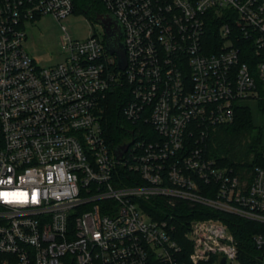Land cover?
<instances>
[{"label": "built area", "instance_id": "2783aa9c", "mask_svg": "<svg viewBox=\"0 0 264 264\" xmlns=\"http://www.w3.org/2000/svg\"><path fill=\"white\" fill-rule=\"evenodd\" d=\"M101 1L123 70L104 33L77 40L64 26L63 60L36 65L25 21L64 18L73 1L0 0V264H241L223 218L190 219L179 243L152 199L262 224L251 239L264 264V166L236 172L203 149L236 107L264 102V0ZM116 87L125 119L159 135L120 160L102 126Z\"/></svg>", "mask_w": 264, "mask_h": 264}, {"label": "trees", "instance_id": "16d2710c", "mask_svg": "<svg viewBox=\"0 0 264 264\" xmlns=\"http://www.w3.org/2000/svg\"><path fill=\"white\" fill-rule=\"evenodd\" d=\"M72 1L74 12L82 13L92 20H96V17L105 14L101 0ZM123 90L124 87H116L107 93L102 117V126L107 141L112 147H115L133 141V139H143V134L159 139L157 132L145 121L137 120L131 123L125 119L122 108L127 97L123 94ZM258 106L264 111V102L259 103ZM127 135L131 137L129 141L125 139ZM203 149L206 155L215 160L218 165L232 167L236 172H242L245 169L251 171L257 166H264L262 127L253 122L249 107H236L233 121L212 129L203 144ZM126 171H129L127 167ZM145 209L149 212L158 211V215L162 217L171 215L170 221L176 229L174 237L179 243L183 242L180 236L185 231L186 223L190 219L194 217L223 218L228 222L238 242V258L241 264H261L258 260L260 250L255 247L251 239L253 234L262 231L263 225L260 223L233 215H225L203 206H192L182 200L176 201L172 207H167L161 201L152 199L145 203ZM186 248H188L186 252H189L190 248L187 243Z\"/></svg>", "mask_w": 264, "mask_h": 264}, {"label": "rangeland", "instance_id": "374dc122", "mask_svg": "<svg viewBox=\"0 0 264 264\" xmlns=\"http://www.w3.org/2000/svg\"><path fill=\"white\" fill-rule=\"evenodd\" d=\"M72 38L82 40L92 34L101 35L102 26L96 21L79 12H73L64 18L56 19L51 14H42L24 23L26 38L23 46L34 60L43 67L63 60L64 44L62 38L65 32ZM252 120L262 127L264 142V111L254 102H249ZM130 135L125 139L130 140Z\"/></svg>", "mask_w": 264, "mask_h": 264}, {"label": "water", "instance_id": "95a60500", "mask_svg": "<svg viewBox=\"0 0 264 264\" xmlns=\"http://www.w3.org/2000/svg\"><path fill=\"white\" fill-rule=\"evenodd\" d=\"M96 21L102 26L106 38H105V47L111 53L114 54L117 58V65L119 69H124L126 67V58H125V48L122 40H119L122 36V29L118 21L109 14H101L96 17ZM132 143L126 142L123 144L116 145L114 147V155L116 159L120 160L122 155L127 151L129 145ZM224 263V259H221V264Z\"/></svg>", "mask_w": 264, "mask_h": 264}, {"label": "flooded vegetation", "instance_id": "af4514ba", "mask_svg": "<svg viewBox=\"0 0 264 264\" xmlns=\"http://www.w3.org/2000/svg\"><path fill=\"white\" fill-rule=\"evenodd\" d=\"M103 33H104V36H105V38H106V35H105V32H104V30H103ZM119 40H122V39H121V36H120Z\"/></svg>", "mask_w": 264, "mask_h": 264}]
</instances>
